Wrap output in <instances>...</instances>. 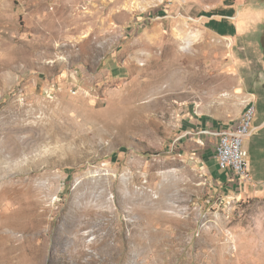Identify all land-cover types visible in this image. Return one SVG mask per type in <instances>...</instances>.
<instances>
[{"label": "rangeland", "instance_id": "1", "mask_svg": "<svg viewBox=\"0 0 264 264\" xmlns=\"http://www.w3.org/2000/svg\"><path fill=\"white\" fill-rule=\"evenodd\" d=\"M249 101L264 0H0V264H264V149L208 134Z\"/></svg>", "mask_w": 264, "mask_h": 264}, {"label": "built area", "instance_id": "2", "mask_svg": "<svg viewBox=\"0 0 264 264\" xmlns=\"http://www.w3.org/2000/svg\"><path fill=\"white\" fill-rule=\"evenodd\" d=\"M256 113L255 102L249 101L239 120L217 131H208L217 139L216 157L219 167L236 177L240 183H247L252 176L249 170L248 149L245 140L252 134V122Z\"/></svg>", "mask_w": 264, "mask_h": 264}, {"label": "crops", "instance_id": "3", "mask_svg": "<svg viewBox=\"0 0 264 264\" xmlns=\"http://www.w3.org/2000/svg\"><path fill=\"white\" fill-rule=\"evenodd\" d=\"M239 21V22H238ZM240 23V24H239ZM235 26H237V28H239V29H241L242 27H241V21L239 20V19H237V23H236V25ZM241 28H240V27ZM242 30V29H241ZM227 127V126H226ZM256 128L254 129V130H252L253 132H252V134L250 135V136H253V137H255V140H257V141H260L259 143H257L253 148H252V150H257V151H259V152H261L263 149H264V144L262 145L261 144V141H262V138L260 137V136H257V134L255 133V130L257 131V130H259V131H261V129L262 128H264V121L261 123V124H259V125H257V126H255ZM221 129V128H220ZM259 137V138H258ZM250 139V138H249ZM251 147H252V145H251ZM257 159H258V157H257ZM218 161V160H217ZM251 168H252V172H253V174H254V176L257 178V180H258V184H257V186H256V192H263L264 193V186H263V184H264V161L262 160V159H259V161H257V160H255V161H253L252 162V166H251ZM222 178H223V180H228V178H229V176H228V173H225V171H224V174H223V176H222ZM254 190V191H255Z\"/></svg>", "mask_w": 264, "mask_h": 264}, {"label": "bare ground", "instance_id": "4", "mask_svg": "<svg viewBox=\"0 0 264 264\" xmlns=\"http://www.w3.org/2000/svg\"><path fill=\"white\" fill-rule=\"evenodd\" d=\"M244 21V20H243ZM239 22V21H238ZM242 23V25H244L245 23L244 22H241ZM240 24V23H239ZM241 25V26H242ZM249 25V24H248ZM240 27V26H239ZM243 27V26H242ZM241 28V27H240ZM244 28V27H243ZM243 28H241V29H243ZM9 140V139H8ZM2 141V140H1ZM3 147H4V145L3 144H1ZM7 146H8V144H7ZM7 149V148H6ZM9 149V148H8ZM10 152L11 153H13V154H17V153H19V149L16 147H13L12 148V150L10 149Z\"/></svg>", "mask_w": 264, "mask_h": 264}, {"label": "trees", "instance_id": "5", "mask_svg": "<svg viewBox=\"0 0 264 264\" xmlns=\"http://www.w3.org/2000/svg\"><path fill=\"white\" fill-rule=\"evenodd\" d=\"M225 173H227V172L225 171Z\"/></svg>", "mask_w": 264, "mask_h": 264}]
</instances>
